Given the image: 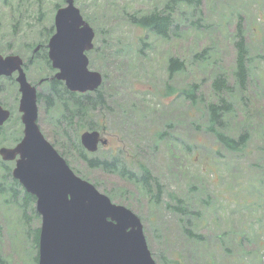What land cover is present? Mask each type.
I'll use <instances>...</instances> for the list:
<instances>
[{
  "label": "rangeland",
  "instance_id": "obj_1",
  "mask_svg": "<svg viewBox=\"0 0 264 264\" xmlns=\"http://www.w3.org/2000/svg\"><path fill=\"white\" fill-rule=\"evenodd\" d=\"M8 1L13 7L0 0V52L18 53L25 61L33 47L46 40L43 25H53L54 4L64 1ZM165 2L75 0L96 31L89 67L104 76L101 89L109 106L95 109L92 128L107 143H99L95 152L85 151L89 157H118L135 170L139 165L148 168L162 184L159 198L155 200L118 172L88 167L68 148L67 163L96 183L114 203L140 217L157 264H162V257L168 264H264V0H203L207 26L183 25L181 35L168 40L124 17L127 11L145 13ZM20 14L22 20L15 31L12 18ZM239 22L249 57L244 92L235 85L234 76L233 41ZM205 47L209 56L192 61V55ZM171 56L186 64V69L173 76L168 71ZM53 71L42 50L25 68L33 84L51 77ZM219 72L233 85V93L226 96L232 101V110L222 115L223 126H214L205 103L214 98L212 82ZM193 82H201L195 101L182 93ZM46 86L44 81L38 89ZM0 87V99L12 111L3 125L0 147L14 146L22 137V131L17 134L22 129L17 109L20 94L17 84L8 79H1ZM38 121L46 139L60 153L57 139L63 140V135L51 123L45 107L40 106ZM210 126L233 136L246 130L249 140L239 152L231 153L218 143ZM155 194L154 190L151 195ZM3 199L0 194V257L9 264H37L32 229L40 225L41 215L25 223L22 209ZM177 199L188 213L173 208ZM33 206L37 212L35 202ZM185 228L202 237L188 236Z\"/></svg>",
  "mask_w": 264,
  "mask_h": 264
},
{
  "label": "water",
  "instance_id": "obj_2",
  "mask_svg": "<svg viewBox=\"0 0 264 264\" xmlns=\"http://www.w3.org/2000/svg\"><path fill=\"white\" fill-rule=\"evenodd\" d=\"M66 3L55 12L47 56L57 69L55 78L68 90L93 91L102 75L88 68L85 52L93 47L95 33L74 1ZM22 64L20 55L0 53V77L15 73L23 125L21 139L14 146H1L0 156L14 160L12 177L36 199L41 215L37 264H157L140 217L78 176L46 139L37 122V87L28 81ZM10 114L0 104V126ZM80 141L93 152L107 139L97 129H87Z\"/></svg>",
  "mask_w": 264,
  "mask_h": 264
},
{
  "label": "trees",
  "instance_id": "obj_3",
  "mask_svg": "<svg viewBox=\"0 0 264 264\" xmlns=\"http://www.w3.org/2000/svg\"><path fill=\"white\" fill-rule=\"evenodd\" d=\"M77 1V0H76ZM203 0H166L161 8H154L151 11L140 13L139 11L125 12L124 17L133 25L139 26L148 32H152L157 37L168 40L172 37H179L182 33V26L193 27L196 29H202L207 26L204 22V14L202 11ZM4 4L13 7V2L4 0ZM59 3L54 4V8L59 7ZM43 12L40 11L39 19L42 20ZM22 14L13 17V26L17 31V26L21 22ZM87 20V19H86ZM89 21V20H87ZM45 31L46 40L39 44L37 51L32 52L31 55L24 61V68L29 62H32L33 57L39 50L43 52V58L49 68L50 63L46 56V46L48 37L54 30L53 25H43ZM234 46L236 48L235 57V85L241 92L246 91L247 82L249 77L248 68V48L244 38L243 27L241 22L237 23L234 32ZM27 47H31L32 44H26ZM208 47H205L199 52H195L192 55V61L201 60L204 61L207 55ZM99 51V50H97ZM99 54L101 52H98ZM186 69L184 59L176 56H171L168 60L169 76H173L177 71ZM52 70V68H51ZM53 71V70H52ZM11 84L15 82L13 77H7ZM48 79V80H47ZM46 87L38 89V103L40 106L45 107L46 112L51 116V123L62 133L63 140H67L68 144L58 137L60 143V153L69 158L66 148L72 150L77 158L86 162L90 168H101L107 172H118L121 176H124L127 180L139 184L144 191L156 199L159 198V194L162 192V184L158 178L151 173V171L139 165V170H135L128 167L124 161L118 157H112L111 159H101L96 156L89 157L88 153L82 147L79 141V134L85 129H92L96 124L93 119V112L97 107L109 108L106 94L101 89V86L94 92H73L68 90L64 83L53 76L46 77ZM42 84V83H41ZM201 82H193L189 85L188 90H182L184 96L191 101L198 100L196 94L199 90ZM40 85V84H39ZM212 86L214 89V98L208 100L206 108L209 112L210 119L213 125L223 126L222 115L224 112H230L232 110V101L227 99V95L232 94L233 85L229 83L225 73H216L213 77ZM0 91L1 87H0ZM201 99V98H200ZM0 104L7 107L5 103L0 99ZM8 108V107H7ZM10 109V108H9ZM12 112V111H11ZM210 126L209 130L215 135L218 143L227 151L231 153L239 152L246 146L249 138L246 130H243L236 136H233L225 131L219 130L217 127ZM3 125L0 126V138L2 136ZM17 134H21V130L17 131ZM14 140V138H12ZM68 162V160H67ZM12 163L0 160V194L4 197L3 201L15 203V206L22 209V220L25 223H29L32 218H38V213L35 211L33 203L35 197L26 192L20 183L12 177L11 174ZM76 174L82 178L87 179V176L79 170H75ZM89 180V179H87ZM91 181V180H89ZM94 183V182H92ZM96 185V183H94ZM156 191L155 195H151L153 191ZM6 198H8L6 200ZM180 199H177V204L173 206L181 214L189 212L187 206H178L181 204ZM185 222L188 223V220ZM188 231V236L201 238V234L193 233L192 230L185 228ZM34 246H38L39 227L36 226L32 229ZM37 262V255L35 256ZM162 264H168V262L162 257ZM0 264H9L6 260L0 257Z\"/></svg>",
  "mask_w": 264,
  "mask_h": 264
}]
</instances>
